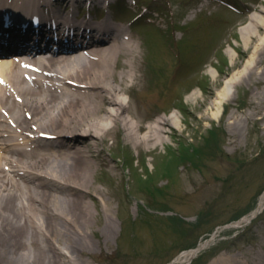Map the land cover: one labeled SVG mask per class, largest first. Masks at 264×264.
Masks as SVG:
<instances>
[{"label":"bare ground","instance_id":"6f19581e","mask_svg":"<svg viewBox=\"0 0 264 264\" xmlns=\"http://www.w3.org/2000/svg\"><path fill=\"white\" fill-rule=\"evenodd\" d=\"M93 1L105 4L108 0H0V6H6L4 14L16 20L19 15L41 14L44 24L50 21L64 32L68 27L79 30L75 4ZM250 10L254 13L240 24L235 48L242 57L256 50L229 76L212 102L216 108L213 119L220 122L205 134H216L215 139L207 140L213 156L227 136L220 124L224 107L228 110L237 102L232 92L237 89L257 97L264 92V10L257 6ZM82 23L96 35H108L87 47L84 55L72 53L39 61L42 74L34 76L37 83L43 81L40 89L29 87L20 70L7 62L0 64V77L6 81V86L0 85V264H91L89 258L104 255L118 235L110 199L95 186L100 181L99 168L110 175L109 179L116 178L117 166L107 159L108 142H115L121 134L124 148H146L148 152L163 143L167 128L180 124L177 114L156 117L155 112L143 111L134 102L137 92L157 91L156 86L141 87L143 45L127 36L123 28L112 30L107 19L103 20L105 26L91 20ZM206 89L212 93V88ZM124 96H129L127 102ZM190 96L197 99L196 92ZM249 104L255 115L264 107V102L258 104L253 99ZM234 120L228 124L232 137L241 125ZM29 128L48 131L42 136L55 141L44 144L41 140L43 145L32 147ZM34 137L39 139L40 134ZM229 142L234 143L232 138ZM147 172L145 180L157 182V175ZM146 191L157 193L150 187ZM115 196H120L119 191ZM88 199L94 201L95 212ZM263 209L264 195L257 208L234 226L249 223ZM204 247L202 241L182 253L174 264L190 262ZM210 264H264V259L257 253L246 260L238 253L221 254Z\"/></svg>","mask_w":264,"mask_h":264},{"label":"rangeland","instance_id":"374dc122","mask_svg":"<svg viewBox=\"0 0 264 264\" xmlns=\"http://www.w3.org/2000/svg\"><path fill=\"white\" fill-rule=\"evenodd\" d=\"M195 1H149L157 15L139 8L143 14L150 11V21L132 28L133 35L143 45L141 65L152 67L147 81L144 73L141 87L152 85L157 91L137 92L134 102L158 117L177 114L180 124L167 128L163 143L148 152L146 148H124L121 134L115 142H108L107 159L117 166L116 178L109 179L99 168L100 181L95 186L110 199L118 235L104 255L89 258L91 264H174L202 241L205 247L196 260L185 264H210L221 254L235 253L244 260L253 253L264 259V209L249 223L234 226L239 217L257 208L264 195V107L255 115L249 104L252 99L264 102V92L258 97L237 89L232 92L237 102L222 110L220 125L227 136L214 156L208 143L216 134L205 135L220 123L212 115L217 93L256 48L245 57L235 48L239 25L246 16L231 22L230 11L209 7L201 12L202 7L192 6ZM253 3L255 0H242L240 5ZM255 5L264 10L263 5ZM136 15L140 16L139 12ZM173 25L174 36L169 33ZM174 41L179 45L173 53L170 45ZM206 87L212 88V93H207ZM193 92L195 100L190 96ZM240 106L244 108L238 109ZM234 118L241 122L236 138L228 134V124ZM231 138L234 143L229 142ZM146 170L157 175V182L145 180ZM144 186L157 193H147ZM117 191L120 196H115ZM88 202L95 212L94 201Z\"/></svg>","mask_w":264,"mask_h":264}]
</instances>
